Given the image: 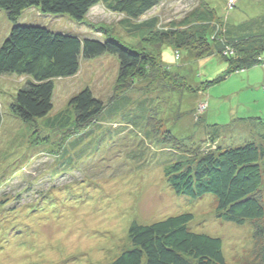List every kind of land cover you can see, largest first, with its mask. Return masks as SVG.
<instances>
[{
	"label": "rangeland",
	"instance_id": "obj_1",
	"mask_svg": "<svg viewBox=\"0 0 264 264\" xmlns=\"http://www.w3.org/2000/svg\"><path fill=\"white\" fill-rule=\"evenodd\" d=\"M198 13H207L204 24L210 26V41L220 23L251 25L259 21L264 15V0H161L132 23L157 18L159 28L165 29ZM123 18L99 4L81 25L67 16L44 15L37 9L26 10L18 23L99 40L105 39L107 30L131 48L153 57L160 54L162 64L172 71L179 67L185 84L195 89L180 98L182 116L176 123L177 134L193 127L194 117L187 110L195 95L200 98L195 111L199 117L204 115L201 128L205 134L214 128V133H222L226 147L251 141L255 131L250 124L264 121V65L226 74L229 64L219 55L197 57L191 50H180L177 60L171 45L162 44L158 53L155 37L130 33L131 27L121 24ZM10 29L6 14L0 11V45ZM23 82L17 76L0 77V264H111L130 247L127 232L132 222L150 224L180 213L192 214L189 227L193 231L222 240L228 264H264V243L256 242L250 222L235 226L221 221L213 197L192 200L176 196L167 186L162 168H139L129 161L128 154L145 138L144 127L133 130L127 119L123 120L132 106L75 134L45 129L41 122L32 128L9 111ZM124 85L119 81L117 58L82 60L75 76L54 80L51 116L60 112L71 116L69 101L89 89L106 106L114 96L123 95L121 91L135 101V108L152 99L154 109L160 107L152 124L172 120L169 111L173 99L167 98L168 89H162L158 80L139 77L129 91ZM194 131L198 135L199 130ZM77 138L84 139L72 145ZM83 145L84 152L78 153ZM152 148L160 149L159 145Z\"/></svg>",
	"mask_w": 264,
	"mask_h": 264
},
{
	"label": "trees",
	"instance_id": "obj_2",
	"mask_svg": "<svg viewBox=\"0 0 264 264\" xmlns=\"http://www.w3.org/2000/svg\"><path fill=\"white\" fill-rule=\"evenodd\" d=\"M160 1L0 0V11L6 14L11 24L8 37L0 45V77L24 79L9 111L28 127L35 128L41 122L45 129L75 134L76 130L101 125L108 116L121 115L132 106L137 111L131 115L130 112L134 111L131 108L123 120L127 119L133 130L139 125L144 127L145 138L140 139V144H136V149L128 154L129 161L139 168L145 165L162 168L166 184L176 196L192 200L208 195L213 197L215 213L221 221L235 226L250 222L254 239L264 243V121L250 124L255 131L251 133V141L237 147H226L222 133H214L212 128L211 133L205 134L201 128L204 115L199 117L195 111L200 98L194 95L195 102L191 96L193 104L187 110L190 117H194L193 127L177 134L176 123L182 116L180 98L187 90L195 91L185 84L179 67L172 71L162 64L160 54L159 58L153 57L131 48L104 28L100 30H105L106 37L99 40L97 37L81 38L71 33L53 32L43 26L18 23L26 10L37 9L44 15L67 16L81 25L88 12L101 4L110 13L123 15L121 24L131 27L130 33L153 35L158 53L162 44H168L174 48L177 60L180 50H191L197 57L219 55L229 64L226 74L264 65V15L251 25L249 22L241 25L220 23L210 41L207 38L210 26L204 24L207 13H198L191 20L185 18L184 22L165 29L159 28L157 18L132 23ZM102 56L117 58L119 81L125 84V90L129 91L139 77H150L151 82L158 80L162 89H168L167 98L171 96L173 99L169 111L172 120L169 118L157 126L152 124L160 111V107L154 109L152 99L147 101V105L146 101H141L135 108V101L121 91L119 94L123 95L114 96L106 106L89 89L80 91L69 101L71 116L66 112L51 116L54 80L71 78L79 72L82 60ZM178 95L179 100H176ZM1 124L0 112V127ZM195 129L199 130L198 135ZM106 133L101 134L102 138ZM83 139L77 138L72 145ZM147 142L152 144L147 146ZM158 145L160 149L151 150ZM84 147L78 153L84 152ZM192 220L191 213H180L150 224L132 222L127 232L130 247L111 264H228L223 255L222 240L193 231L189 227Z\"/></svg>",
	"mask_w": 264,
	"mask_h": 264
}]
</instances>
